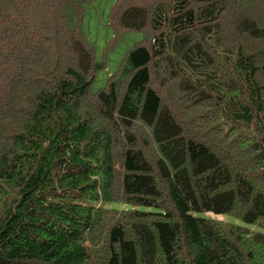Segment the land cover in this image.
<instances>
[{"label": "trees", "instance_id": "trees-1", "mask_svg": "<svg viewBox=\"0 0 264 264\" xmlns=\"http://www.w3.org/2000/svg\"><path fill=\"white\" fill-rule=\"evenodd\" d=\"M89 1L0 0V264H264V0H115L96 91Z\"/></svg>", "mask_w": 264, "mask_h": 264}, {"label": "rangeland", "instance_id": "rangeland-1", "mask_svg": "<svg viewBox=\"0 0 264 264\" xmlns=\"http://www.w3.org/2000/svg\"><path fill=\"white\" fill-rule=\"evenodd\" d=\"M115 0H90L83 11V32L92 45L97 62L104 66L95 72L91 90L96 91L106 85L108 77L117 69L125 54L136 44L143 42V33L135 30L115 31L109 23L110 8ZM118 206V205H117ZM120 207V205H119ZM125 207V205H121ZM210 219L245 225L240 219L231 215L201 213ZM264 232V229L255 227Z\"/></svg>", "mask_w": 264, "mask_h": 264}]
</instances>
